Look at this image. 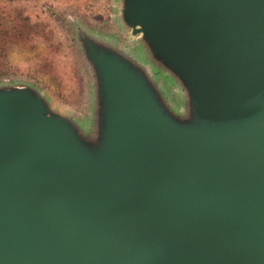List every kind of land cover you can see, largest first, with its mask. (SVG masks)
<instances>
[{"label": "water", "instance_id": "obj_1", "mask_svg": "<svg viewBox=\"0 0 264 264\" xmlns=\"http://www.w3.org/2000/svg\"><path fill=\"white\" fill-rule=\"evenodd\" d=\"M187 89L85 37L98 131L0 88V264H264V0H122Z\"/></svg>", "mask_w": 264, "mask_h": 264}, {"label": "rangeland", "instance_id": "obj_2", "mask_svg": "<svg viewBox=\"0 0 264 264\" xmlns=\"http://www.w3.org/2000/svg\"><path fill=\"white\" fill-rule=\"evenodd\" d=\"M9 0H0L4 6ZM43 35L13 44L2 59L7 72L0 88L22 87L37 94L48 113L66 118L84 139L97 135L94 68L84 38L102 44L135 64L167 110L178 119L189 114L190 99L179 78L155 59L140 34L123 19L122 0H11Z\"/></svg>", "mask_w": 264, "mask_h": 264}, {"label": "trees", "instance_id": "obj_3", "mask_svg": "<svg viewBox=\"0 0 264 264\" xmlns=\"http://www.w3.org/2000/svg\"><path fill=\"white\" fill-rule=\"evenodd\" d=\"M43 33V28L38 26L36 22L31 21L28 14H26L18 5L12 3L11 0H9L4 6L0 5V79L3 78L7 72V63L2 59L6 49L13 44L25 43L26 40H29L32 36H38L39 34L43 35ZM101 47L109 49V47L102 44ZM95 77L97 84L98 79L96 75ZM95 94L98 99V85H96ZM98 107L99 100L97 101V108ZM96 116L98 125V112L96 113Z\"/></svg>", "mask_w": 264, "mask_h": 264}]
</instances>
